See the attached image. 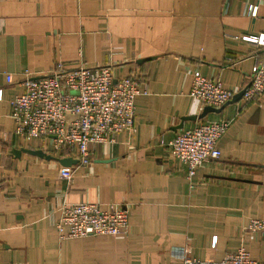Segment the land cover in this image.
<instances>
[{
	"label": "crops",
	"instance_id": "obj_1",
	"mask_svg": "<svg viewBox=\"0 0 264 264\" xmlns=\"http://www.w3.org/2000/svg\"><path fill=\"white\" fill-rule=\"evenodd\" d=\"M262 34L258 0H0V264H183L184 247L219 261L241 246L263 262L264 233L248 226L264 216V93L176 129L204 108L190 96L195 72L234 96L262 57L263 48L243 37ZM57 63L112 64L117 78L141 76L135 130L92 143L86 166L12 152L71 157L52 139L18 135L11 117L9 99L24 90L26 75ZM219 119H232L222 156L189 179L168 143ZM74 165L70 180L60 178ZM79 202L126 207L129 233L60 238L61 207Z\"/></svg>",
	"mask_w": 264,
	"mask_h": 264
},
{
	"label": "built area",
	"instance_id": "obj_2",
	"mask_svg": "<svg viewBox=\"0 0 264 264\" xmlns=\"http://www.w3.org/2000/svg\"><path fill=\"white\" fill-rule=\"evenodd\" d=\"M264 2V0H258ZM259 5L253 6L257 15ZM246 41L263 48L262 57L252 68L251 85L243 95L247 102L264 93V34L245 36ZM141 76L133 73L117 78L112 64L97 67L80 65L68 69L57 63L52 69L37 76L28 74L21 84L24 90L9 99L11 117L16 123L15 133L26 139H52L56 151L65 150L79 160L77 165L91 163L92 143L113 142L115 134L135 130L136 97ZM7 81L12 76L7 75ZM190 96L202 106L222 107L233 91L215 77L195 72ZM4 88H0V100ZM232 125V119L200 121L182 130L169 143L172 156L185 164L188 177L197 175L206 162L219 159V141ZM76 165L63 168L60 178L70 180ZM129 213L126 207L79 202L64 204L55 221L60 238H81L91 235H121L129 233ZM249 230L264 233V216L251 219ZM183 264H264L251 257L241 246L219 261H205L192 255L190 247L181 251Z\"/></svg>",
	"mask_w": 264,
	"mask_h": 264
},
{
	"label": "water",
	"instance_id": "obj_3",
	"mask_svg": "<svg viewBox=\"0 0 264 264\" xmlns=\"http://www.w3.org/2000/svg\"><path fill=\"white\" fill-rule=\"evenodd\" d=\"M251 85V81L250 83L244 88L242 89L239 93L235 94L226 104H224L222 107L216 108L213 106H209L206 105L204 106L203 110L199 113V114H195V115H191V116H184L181 119V123L176 127L177 128H183L184 127V123L186 121H197V120H202L204 119L209 113H220L227 105L232 104V103H237L238 101H240L243 98L244 93L246 92V90L250 87ZM21 151H28L31 152L37 156L43 157V158H47V159H56L59 160L63 165L65 166H70L72 164H76L79 162L78 159H74L71 157H66V158H56L51 154L46 153L45 151L41 150V149H21V150H17L14 149L12 150V152L14 154L19 155L21 153Z\"/></svg>",
	"mask_w": 264,
	"mask_h": 264
}]
</instances>
